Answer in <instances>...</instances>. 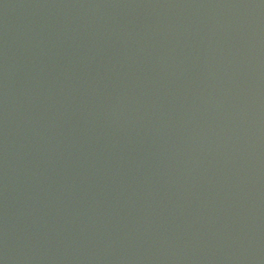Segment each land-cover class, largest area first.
Listing matches in <instances>:
<instances>
[{
  "label": "water",
  "instance_id": "obj_1",
  "mask_svg": "<svg viewBox=\"0 0 264 264\" xmlns=\"http://www.w3.org/2000/svg\"><path fill=\"white\" fill-rule=\"evenodd\" d=\"M0 264H264V0H0Z\"/></svg>",
  "mask_w": 264,
  "mask_h": 264
}]
</instances>
